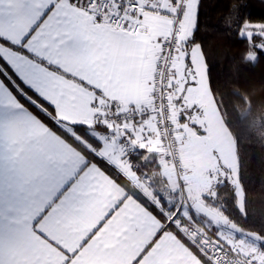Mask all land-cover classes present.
<instances>
[{
	"label": "snow or ice",
	"instance_id": "obj_1",
	"mask_svg": "<svg viewBox=\"0 0 264 264\" xmlns=\"http://www.w3.org/2000/svg\"><path fill=\"white\" fill-rule=\"evenodd\" d=\"M236 11L233 34L246 44L241 58L257 65L264 22ZM201 18L202 0H0V264H52L45 241L69 255L51 238L49 222L89 212L99 223L88 239L101 234L103 252L94 264H116L112 257L155 224L156 240L133 264L169 232L201 264L240 256L264 264V236L248 243L238 234L229 244L213 225L212 248L201 251L199 240L188 239L184 213L197 214L179 199L183 186L170 193L175 200L130 190V172L149 179L152 161L143 170L138 161L201 111V96L213 94L197 39ZM222 169L209 174L215 193L202 195L214 207L225 188L236 195L233 170ZM240 169L237 153V180Z\"/></svg>",
	"mask_w": 264,
	"mask_h": 264
},
{
	"label": "trees",
	"instance_id": "obj_2",
	"mask_svg": "<svg viewBox=\"0 0 264 264\" xmlns=\"http://www.w3.org/2000/svg\"><path fill=\"white\" fill-rule=\"evenodd\" d=\"M236 10L241 16L248 13L252 22H264V0H202L197 39L209 65L215 103L240 158L243 207L233 182L235 197L232 188H225L215 207L205 202L245 233L259 237L264 236V61L251 65L241 58L246 44L233 34ZM147 156L152 159L148 171L154 172L155 157L150 152ZM147 156L138 161L142 170ZM155 181L164 182L158 174ZM134 189L138 188L131 182L130 190ZM213 190L214 194L216 186Z\"/></svg>",
	"mask_w": 264,
	"mask_h": 264
},
{
	"label": "crops",
	"instance_id": "obj_3",
	"mask_svg": "<svg viewBox=\"0 0 264 264\" xmlns=\"http://www.w3.org/2000/svg\"><path fill=\"white\" fill-rule=\"evenodd\" d=\"M198 104L201 111L192 116V118L196 121L200 120L204 125V137L210 140L213 147L209 148V150L212 149L214 155L212 156L208 150L204 151L203 148L200 149L199 152L203 156V165L196 168L194 157L198 154V149L192 147L190 140H187L183 144V161L185 160L187 162V168L183 176L184 188L189 195L190 203L194 207L197 216L210 231L212 230L213 225H219L221 226L223 235L227 237L225 242L232 244L235 237L238 234H242L246 241L251 243L250 238H256L254 235L245 233L243 230L239 229L217 210L207 205L202 199L203 194H207L210 190L213 192L214 185L211 183V178L208 180L207 185H205L206 181L204 178L207 177L209 173L218 172L221 169L218 167L219 158L221 162L224 161V166L233 170L232 182L237 187L239 205L243 207V193L238 180L235 178L237 170L235 142L224 124L213 95L204 94L200 97ZM193 119L188 120V122L184 124L187 126L189 124L191 125L187 127V129H189L188 133L190 134V138L198 139V137L201 136L196 130V122L193 121ZM203 129L200 128V130ZM161 146L162 141L158 139L156 143L152 145L149 152L160 155ZM213 148L218 150L220 157ZM161 170L163 176L168 180V184L170 185V192L168 193L169 196H171V192L180 189V183L176 178L172 167L167 165ZM128 175L130 179L132 173L130 172ZM124 194L123 190L119 192L120 196H123ZM96 215L95 212H89L81 217L74 218L68 223L58 224L49 222L48 229L51 238L60 244L69 255H65L64 252L53 248L52 245L45 241L43 242L44 246L42 248L45 258L49 259L52 264H64L65 261L69 260L70 264H94V261L101 259L103 257V252L98 251L101 234H97V237H94L91 240L88 239L96 224L99 223V220L95 218ZM100 218L102 219V217ZM113 219H115V217ZM111 223L112 221H109V225ZM107 227L108 225L105 226V228ZM158 227L159 225L155 224L148 232L133 240L115 257H112V259L116 261V264H133L135 259L148 249V246L152 244L154 240H156ZM103 232L104 230L102 229L101 233ZM85 241H87V243H85ZM236 244L240 246V243ZM241 249L243 252H247L246 248ZM76 253L79 254L74 255L73 258V254ZM181 261H187L188 264H201V262L193 256L191 251L188 250L173 233L169 232L157 241L155 246L148 251V255L145 256L143 261H141V264H180Z\"/></svg>",
	"mask_w": 264,
	"mask_h": 264
},
{
	"label": "rangeland",
	"instance_id": "obj_4",
	"mask_svg": "<svg viewBox=\"0 0 264 264\" xmlns=\"http://www.w3.org/2000/svg\"><path fill=\"white\" fill-rule=\"evenodd\" d=\"M174 119V121H175V118H173ZM190 119H193L192 117L190 118ZM189 119V120H190ZM193 121H195L196 122V125H195V127L197 128H204V125L200 122V120H195V119H193ZM175 123H176V121H175ZM190 125V124H189ZM188 125V126H189ZM186 124H179V123H176V127H177V135H178V140H179V144H180V149H181V157H182V166H183V169H184V174H185V170H186V168H187V162L185 161H183V144L187 141V140H190V143L192 144V147H196V149H198V154L194 157V162H195V166H196V168L198 167V166H202L203 165V156L201 155V153L199 152L200 151V149H204V151L205 150H208L209 151V153H211V155L213 156L214 155V152L212 151V149L211 150H209V148H212L213 146H212V144H211V142H210V140L209 139H207V138H205L204 136V134H200V136L201 137H198V139H194V138H190V134L188 133V130L189 129H187V127H188ZM191 126V125H190ZM208 148V149H207ZM213 150L215 151V152H217V155L220 157V155H219V153H218V150L216 149H214L213 148ZM195 151H197V150H195ZM160 155L158 154H155V153H152V152H150V153H152L153 154V156L155 157V165H156V168L157 169H154L155 171L154 172H149L148 170H149V168H147V172H146V175H148L149 176V179L148 180H145L144 178H143V176H140V175H138V174H136V173H132V175H131V177H130V180H131V182L133 183V185L136 187V188H138L139 190H141L145 195H147L150 199H156V197H155V195H154V192H156V191H159V192H161V193H165L166 195H168V198H171V199H173V200H175V199H177V197H173V196H169V193L168 192H170V185L168 184V180L163 176V174H162V168L163 167H165V166H167L166 165V163H165V161H164V155H165V146H164V143L162 142V146H161V149H160ZM155 154V155H154ZM215 158H216V156H215ZM215 158L213 157V159L215 160ZM208 159H209V157H208ZM149 160H151L152 161V159L149 157V156H147L146 157V162H148ZM224 161L223 162H221L220 160H219V158H218V167H220L221 169L218 171V172H220L221 174H223V169H222V166H224ZM186 165V167H185V165ZM212 164V163H211ZM144 166V163L142 164V167ZM212 167V166H211ZM215 173H217V172H213V174H215ZM158 174V176H160V179L162 180V181H164L162 184H156L155 185V183H156V181H155V177H156V175ZM208 174V173H207ZM210 174V173H209ZM175 176H176V178L178 179V176L175 174ZM210 178H211V183H213V185L214 186H216V177H215V175H213V176H211L210 177V175H207V177H205L204 179H205V185H207L208 184V180H210ZM164 187L166 188V187H168L166 190L164 189ZM180 190V189H179ZM184 190H185V188H184ZM186 191V190H185ZM214 191V190H213ZM187 193V192H186ZM187 198H188V200L190 201V199H189V195L187 194ZM179 199L181 200V196L179 197ZM191 204V203H190ZM172 215H174V213L172 214ZM198 217V216H197ZM169 218H171V216L169 217ZM188 227V224L187 225H185L183 228H182V231L184 232V230H185V228H187Z\"/></svg>",
	"mask_w": 264,
	"mask_h": 264
},
{
	"label": "built area",
	"instance_id": "obj_5",
	"mask_svg": "<svg viewBox=\"0 0 264 264\" xmlns=\"http://www.w3.org/2000/svg\"><path fill=\"white\" fill-rule=\"evenodd\" d=\"M173 122L175 123L174 119ZM171 131H172V135L163 141L165 146L164 161L166 165L172 167L175 174L178 176L180 189L183 186V192L181 193V202L190 204L188 198L185 199V194L187 197V193L184 190V183H183L184 169L182 166L181 149L177 135V127L172 129ZM184 215L189 222L188 227L185 228L184 230V233L187 236V238L192 240L194 243L197 240H199L198 247L201 248V251H203L204 248H212L215 244L218 243V241L216 240H212V244L208 243V240L211 239V236L209 235L210 230L203 224V222L200 220L199 217L196 216V219L194 220L190 213L185 212ZM197 220H199L200 223H197ZM233 247L239 248L240 251H242L241 247L238 244H233ZM215 264H219V262L217 261L215 262ZM232 264H244V257L240 256L236 258L232 262Z\"/></svg>",
	"mask_w": 264,
	"mask_h": 264
}]
</instances>
